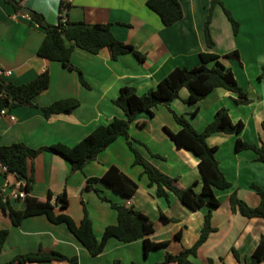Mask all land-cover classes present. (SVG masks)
Here are the masks:
<instances>
[{
  "label": "crops",
  "instance_id": "obj_1",
  "mask_svg": "<svg viewBox=\"0 0 264 264\" xmlns=\"http://www.w3.org/2000/svg\"><path fill=\"white\" fill-rule=\"evenodd\" d=\"M13 1L17 2V9L0 0V69L11 72L3 79L20 85L46 70L49 85L34 98L33 107L5 109L8 115H0L2 146L14 143H23L32 149L54 143L74 146L97 126L114 118H124L123 112L113 104L121 87H134L137 95H142L155 88L174 68L197 66L201 53L210 52L220 57L218 65L232 71L249 103L237 104L234 94L218 88L201 101L188 104L185 103L188 92L183 88L178 99L167 106L154 107L151 117L139 114L128 129L132 146L144 161L161 173L176 178L180 188L193 185L194 190L200 192L202 179L197 159L192 153L177 148L165 132L167 129L176 133L180 129L172 112L183 118L197 133L204 130L220 108L228 111L232 123L242 122L243 129L239 134L213 133L205 140L209 147L216 149L218 167L231 185L224 191H214L219 205L211 210L209 206L190 210L171 193H168L167 199L157 197L155 187H148L142 166L134 165V155L123 137H118L81 171H71L70 165L60 156L42 152L31 164L34 183L28 195L44 201L48 192L54 196L65 192L68 206L64 209L54 206L53 221L45 215H38L25 217L18 225H12L10 219L0 212V229L8 231L0 252V264L16 255L36 252L39 246L48 253L76 258V264H110L114 261L120 264H156L163 260L166 253L176 255L196 242L204 215L209 210L214 231L198 248L196 256L190 257L191 262L248 264L260 237H264V220L247 219L232 212L229 198L235 193L248 206L256 207L259 197L251 185L264 189V163L256 161L251 150L236 151L234 148L237 139L264 147L261 128L264 121V0H219L221 5L214 6L209 23L213 42L211 49L206 47L203 34L211 0H178L182 18L168 27L163 26L158 16L146 7V0ZM61 2L69 5L65 11L68 22L110 24L114 38L133 46L145 56V61L139 63L131 54L121 55L112 61L107 49L93 55L74 48L70 62L81 71L88 85L85 88L79 83L75 71L38 57L37 49L45 33L30 16L38 13L46 24L56 25ZM223 8L238 25L235 34ZM23 9H28L31 14L22 12ZM234 51L239 59L224 58V55ZM67 98L76 99L78 107L70 114L45 118L41 108ZM9 116L14 120L10 121ZM110 166L135 181L138 185L136 192L130 198H124L103 182H98L95 187L111 202L132 207L146 215L154 227L149 240L168 243L164 248L153 249L145 256L141 240L124 244L110 238L97 254L90 255L68 230L64 219L68 217L79 224L83 218L82 204L98 242L102 241L105 227L116 223V211L92 190L84 188L86 179L100 178ZM13 179L10 174L0 173V190L4 197H7ZM51 202L54 203V198ZM9 204L15 211L24 209L23 200H9ZM161 215L171 221L162 223ZM177 233L180 234L178 240L175 238ZM232 250L238 253L239 259L234 257ZM24 264L71 263L47 258Z\"/></svg>",
  "mask_w": 264,
  "mask_h": 264
},
{
  "label": "trees",
  "instance_id": "obj_2",
  "mask_svg": "<svg viewBox=\"0 0 264 264\" xmlns=\"http://www.w3.org/2000/svg\"><path fill=\"white\" fill-rule=\"evenodd\" d=\"M15 9L18 8L17 2L13 0H3ZM146 7L154 12L163 26L168 27L182 18V8L178 0H146ZM221 5L219 0L210 1V9L207 20L204 24L203 34L207 48L213 47V42L209 34V23L214 6ZM69 5L61 2L58 10V21L56 25H48L44 22L42 15L32 13L31 19L44 30V38L37 49V56L48 61L58 62L68 70L75 71L78 75L79 83L88 88L86 81L79 69L74 67L70 58L74 48H79L90 54H97L102 49H107L110 59L115 61L119 56L131 54L139 63L145 61V56L134 49L129 44L122 43L112 35L110 24H86L80 22H68L65 11ZM224 13L232 26L233 33L238 30L237 23L233 20L230 13L224 9ZM64 12L65 21L62 22L60 15ZM70 43L67 45L66 43ZM220 57L214 53L199 54L200 63L190 69L176 67L170 71L153 89L148 90L142 95H137L134 87L123 86L119 89L118 96L113 100V104L119 108L123 114V119L114 118L106 124L97 126L87 136L80 140L74 146H67L62 143H54L48 146H42L32 149L23 143H14L8 146L0 145V162L7 168L6 174L16 176L18 180L24 183L23 189L26 196L23 199L24 209L15 211L9 204V200L1 194L0 190V212L7 216L12 225H18L25 217L45 215L53 221L52 210L54 206L62 209L68 206V200L65 192L53 195L48 192L44 201H39L28 194L32 190L34 183L32 161L42 152H48L60 156L66 161L71 171H81L86 164L93 161L96 156L105 150L118 137H123L129 150L134 155V165H140L143 168L142 173L146 175L148 187H155L157 197L168 198V193L173 194L179 203L190 210H198L203 206L215 208L219 202L215 196V190L224 191L230 188V183L226 181L218 167L215 158V148L206 144V138L213 133L239 134L243 129V123H232L228 111L220 108L214 114L212 121L204 128L201 133H197L183 118L172 112L174 121L180 126L176 133L165 129L171 142L180 149H184L194 155L197 159V167L202 179V188L200 192L194 190L193 185L187 188H180L177 185L176 178L169 177L156 168L148 164L141 155L133 148L128 129L136 116L145 113L148 116L153 115V108L159 105L167 106L170 102L179 98L181 89L188 92L185 103L193 104L204 99L212 90L223 89L236 96L237 104L246 105L249 99L237 84L230 69L222 68L217 60ZM224 58L239 59L236 51L224 55ZM215 62L216 65L211 64ZM264 72V66L262 67ZM49 85V74L45 70L33 80L20 85H14L0 78V110L13 109L19 106L33 107L34 98L45 91ZM79 105L73 98H67L52 102L49 106L41 108L45 118L52 115L70 114ZM264 132V121L261 123ZM236 151L251 150L256 156V161L264 163V147L245 143L239 139L235 141ZM157 157V156H155ZM98 182H103L117 191L124 198H130L137 190L138 185L135 181L124 176L116 167H108L100 178L86 179L85 189L92 190L100 200L107 202L117 213L116 223L106 226L102 233V241L98 242L92 232L91 222L87 216V211L83 206V218L79 224L72 221L71 218L64 219L70 233L80 242L90 255H95L100 251L101 246L110 238L127 244L137 240L143 243L144 255L156 248H164L168 243H153L149 236L154 232L152 221L132 207L117 205L100 194L95 187ZM252 190L259 197V204L256 207L248 206L243 200L239 199L235 193L229 198L230 209L244 218H259L264 220V189L251 185ZM54 198V203L51 201ZM204 215L203 226L196 242L189 248L183 249L176 255L166 253L163 260L156 264H194L190 257H195L198 248L207 240L210 233L214 231L211 226V211ZM162 223H168L171 220L160 216ZM8 231L0 229V252L4 246ZM175 238L178 240L180 234ZM236 259L239 255L232 250ZM56 261H65L76 264V258H66L56 253L45 252L39 246L36 252L16 255L4 264H24L35 259L41 261L44 259ZM264 262V237L260 240L252 251L248 264H261ZM110 264H120L114 261ZM208 264H212L208 261Z\"/></svg>",
  "mask_w": 264,
  "mask_h": 264
},
{
  "label": "built area",
  "instance_id": "obj_3",
  "mask_svg": "<svg viewBox=\"0 0 264 264\" xmlns=\"http://www.w3.org/2000/svg\"><path fill=\"white\" fill-rule=\"evenodd\" d=\"M60 17H62V22L65 21L64 18V12L60 15ZM11 72L10 71H6L3 69H0V78H4L5 76H10ZM0 115H8L6 110H0ZM10 121H13L14 118L12 116H9ZM0 173L1 174H6L7 173V168L2 165V163L0 162ZM12 175V174H10ZM14 177V181L9 185L8 187V194H7V199L9 200H13V201H17V200H23L26 196V192L23 189L24 183L22 180H18L16 178V176L12 175Z\"/></svg>",
  "mask_w": 264,
  "mask_h": 264
},
{
  "label": "water",
  "instance_id": "obj_4",
  "mask_svg": "<svg viewBox=\"0 0 264 264\" xmlns=\"http://www.w3.org/2000/svg\"><path fill=\"white\" fill-rule=\"evenodd\" d=\"M22 12H24V13H26V14H31V12H30L28 9H23Z\"/></svg>",
  "mask_w": 264,
  "mask_h": 264
}]
</instances>
